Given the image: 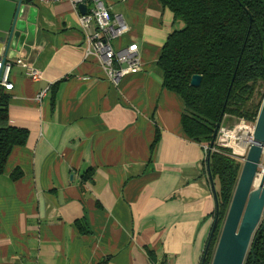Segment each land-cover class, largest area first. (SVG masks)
Segmentation results:
<instances>
[{
    "label": "crops",
    "instance_id": "crops-1",
    "mask_svg": "<svg viewBox=\"0 0 264 264\" xmlns=\"http://www.w3.org/2000/svg\"><path fill=\"white\" fill-rule=\"evenodd\" d=\"M103 2L127 26L113 47L139 48V68L116 85L85 57L67 1L22 3L25 28L0 41L41 71L38 81L10 71L8 122L28 135L0 173V264L200 263L215 202L203 146L157 65L173 15L159 0Z\"/></svg>",
    "mask_w": 264,
    "mask_h": 264
},
{
    "label": "trees",
    "instance_id": "trees-1",
    "mask_svg": "<svg viewBox=\"0 0 264 264\" xmlns=\"http://www.w3.org/2000/svg\"><path fill=\"white\" fill-rule=\"evenodd\" d=\"M159 2L173 15V28L157 59L162 85L183 101L180 121L187 137L210 148L202 162L208 183L211 179L214 186L212 222L217 220L202 253L203 264H209L242 165L230 148L210 143L219 120L221 124L229 116L251 121L258 114L264 97L259 92L264 90V0ZM193 74L201 76L198 86L189 83ZM7 98L6 92L0 93V173L11 148L24 145L28 135L26 129L9 124ZM20 174L14 170L11 176ZM88 176L82 174L80 179ZM75 224L82 229L80 220ZM260 228L261 224L251 237L243 264H264V228Z\"/></svg>",
    "mask_w": 264,
    "mask_h": 264
},
{
    "label": "water",
    "instance_id": "water-1",
    "mask_svg": "<svg viewBox=\"0 0 264 264\" xmlns=\"http://www.w3.org/2000/svg\"><path fill=\"white\" fill-rule=\"evenodd\" d=\"M80 12L85 11V6H78ZM27 7L22 5L21 0H0V41H6L9 45L19 36L16 31L25 28V16ZM19 37V44L21 38ZM201 81L199 74H193L190 78V85L198 86ZM220 120L216 123L213 131V144ZM252 142L249 144L246 154L243 156V162L236 180L232 196L221 225L218 239L209 264H243L251 237L255 230L261 224L264 228L262 215L264 210V186L259 184L255 186V176L257 169L261 166V173L264 176V97L259 107L255 119L254 127L251 130ZM211 191L215 200L214 186L210 179ZM216 218L212 222L211 229L204 248L207 251L208 244L216 225ZM204 255H202L200 264H203Z\"/></svg>",
    "mask_w": 264,
    "mask_h": 264
},
{
    "label": "built area",
    "instance_id": "built-area-1",
    "mask_svg": "<svg viewBox=\"0 0 264 264\" xmlns=\"http://www.w3.org/2000/svg\"><path fill=\"white\" fill-rule=\"evenodd\" d=\"M47 2L67 1L77 12L78 22L85 32V57H95L98 66L104 76L112 84H117L126 74L137 70L140 66L139 48L136 43H129L121 48H114L113 42L122 36L127 26L121 14H110L103 0H40ZM83 4L85 11L80 12L78 6ZM0 93L10 91L13 84L10 81V71L12 64L25 67L26 76L33 81H38L41 71L30 65L25 58H7L3 43H0ZM44 91H40L38 97L43 96ZM255 119L246 122L239 119V123L232 125V130L242 124L247 128V134L251 137V130L254 127ZM249 129V131H248ZM229 128L220 126L218 128L214 142L220 146H228L230 141ZM228 148H231L230 146ZM204 152L210 149L203 145ZM232 149V148H231ZM247 150V146H246ZM233 154H237L232 150ZM238 155V154H237ZM205 158V157H204Z\"/></svg>",
    "mask_w": 264,
    "mask_h": 264
},
{
    "label": "bare ground",
    "instance_id": "bare-ground-1",
    "mask_svg": "<svg viewBox=\"0 0 264 264\" xmlns=\"http://www.w3.org/2000/svg\"><path fill=\"white\" fill-rule=\"evenodd\" d=\"M244 130V131H243ZM249 131V129H248ZM247 128L245 125H238L235 129L229 132L230 141H228V146L232 148V150L237 153L238 155H245L246 154V143H251L252 138H246ZM241 133V135H239ZM262 184L264 186V176L262 173L258 174L255 178V186Z\"/></svg>",
    "mask_w": 264,
    "mask_h": 264
},
{
    "label": "rangeland",
    "instance_id": "rangeland-1",
    "mask_svg": "<svg viewBox=\"0 0 264 264\" xmlns=\"http://www.w3.org/2000/svg\"><path fill=\"white\" fill-rule=\"evenodd\" d=\"M259 92L261 93L260 95H262L263 93H264V90H263V88H261V89H259ZM260 99H261V96H259L258 97V95L256 96V101H260ZM261 101H262V99H261ZM228 117L229 116H226L224 119H223V122L220 124V126H223V127H226V128H229V130H232V125H235V124H237V123H239V119H237V118H235V117H230V119H228ZM232 120V121H231ZM245 120V119H244ZM246 121V120H245ZM247 123L248 122H250V121H246ZM244 131V130H243ZM239 135H241V133L239 134ZM246 138L247 137H249V134H247L246 133ZM228 142V141H227ZM249 144H250V142L249 143H246V145H245V147L247 146V148H248V146H249ZM226 147H229V146H226ZM231 149V148H230ZM231 151H232V149H231ZM237 155V154H236ZM244 155H237V157H239V159H240V161H241V163L243 162V157ZM261 173V166L257 169V175L258 174H260ZM256 177V176H255ZM213 250H214V248H213ZM212 253H213V251H212ZM211 256H212V254H211ZM211 256H210V259H211Z\"/></svg>",
    "mask_w": 264,
    "mask_h": 264
},
{
    "label": "clouds",
    "instance_id": "clouds-1",
    "mask_svg": "<svg viewBox=\"0 0 264 264\" xmlns=\"http://www.w3.org/2000/svg\"><path fill=\"white\" fill-rule=\"evenodd\" d=\"M256 119V118H255ZM219 127H220V125H219ZM231 150V149H230ZM231 153H232V151H231ZM233 154V153H232ZM235 156H237L236 154H234Z\"/></svg>",
    "mask_w": 264,
    "mask_h": 264
}]
</instances>
